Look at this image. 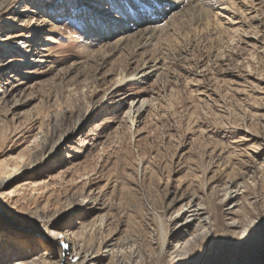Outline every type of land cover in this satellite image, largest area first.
<instances>
[{
    "label": "rangeland",
    "instance_id": "1",
    "mask_svg": "<svg viewBox=\"0 0 264 264\" xmlns=\"http://www.w3.org/2000/svg\"><path fill=\"white\" fill-rule=\"evenodd\" d=\"M213 2L209 20L182 17L121 50L88 40L90 17L110 18L96 0H8L0 42L29 32L0 44V180L15 172L0 188V234L26 242L14 251L80 264L50 236L55 222L120 248L100 264H264V0ZM230 181L241 191L224 200ZM190 202L199 215L170 228Z\"/></svg>",
    "mask_w": 264,
    "mask_h": 264
},
{
    "label": "bare ground",
    "instance_id": "2",
    "mask_svg": "<svg viewBox=\"0 0 264 264\" xmlns=\"http://www.w3.org/2000/svg\"><path fill=\"white\" fill-rule=\"evenodd\" d=\"M99 5L103 4L106 6L105 13H108L107 17H111L113 13L116 14L118 20L111 23H101L98 17H90L88 25L89 37L88 40L91 44L101 45V47L110 48L114 46L115 48H120L124 50L129 45L136 43V45H150L153 40H157L159 36H162L170 26L173 27L176 21L182 17H191L195 18L196 22L202 23L209 20L211 16V9L216 8L213 0H164L165 8L163 11H153L151 9L137 10L133 5H136L140 0H96ZM231 2V1H230ZM233 2V1H232ZM221 5V4H220ZM8 6V0H3L0 4V20L3 21L7 18V11L5 7ZM5 8V9H3ZM47 8V7H46ZM3 9V10H2ZM45 10V9H44ZM214 10V9H213ZM101 11V10H100ZM104 13V14H105ZM194 19V20H195ZM27 22V23H26ZM35 18H31L29 21L21 20L19 28H28L32 29V25L35 24ZM14 23V22H12ZM163 24V25H162ZM179 25V24H178ZM175 30V29H174ZM177 30V29H176ZM1 31V30H0ZM173 32V31H172ZM29 32L20 31L17 33H9L1 40L0 44H12V41L17 39L26 38ZM166 35V34H165ZM110 36H114L116 40L110 42ZM168 36V35H166ZM47 42H50L51 35L47 36ZM165 37V36H164ZM1 47V46H0ZM27 45H25V48ZM113 47V48H114ZM9 51L10 50V47ZM41 51H48L47 48H41ZM88 50L87 52H89ZM38 65L44 64L43 58H39ZM159 60H155L151 65H149L144 70H141L139 76L142 78H147L150 76L153 71L157 72L158 65L160 64ZM136 75L133 76V78ZM119 77V76H118ZM129 78L127 74H120V83L128 81ZM119 83V84H120ZM146 102L142 100L141 102H132L131 109L129 111V119L134 122L136 114H139L145 107ZM21 160V159H19ZM20 164V163H19ZM17 168V167H16ZM15 172L10 174L3 180H0V188L11 181ZM241 191L240 184L235 181H230L226 185L221 193L223 194L224 200H231ZM89 198V197H87ZM200 204L195 202H190L186 207H183L176 213V218H172L169 221V227L176 229L180 226L186 225V228L192 220H195L196 216L199 215ZM37 219L45 221L47 216L42 214H37ZM59 227V226H56ZM185 227V226H184ZM105 229L104 221L101 222L100 226L93 230L92 234L97 235V233H102ZM202 229V228H201ZM53 230V229H52ZM59 231V230H58ZM98 231V232H97ZM162 231V241L163 246L165 239L168 234V229L166 227H161ZM99 233V234H100ZM61 239L63 238L67 241L68 250L63 248V253L68 251L69 256L80 262V264H100L97 261L99 255L102 256V252L109 253L110 256L114 257L120 255L122 252L120 248L116 247L115 250H110L106 242H99L97 246H89L86 243V238L84 234L76 233L73 230H67L65 233L59 231ZM201 234H198L194 239L200 237ZM193 239V240H194ZM25 241H21L19 237L15 236L12 232H3L0 234V250L6 258L10 261V264H50L48 257L44 255L37 256L36 258H31L28 255H21L18 252L12 249V245H25ZM176 247V245H174ZM173 247V248H174ZM121 251V252H120ZM45 256V257H44Z\"/></svg>",
    "mask_w": 264,
    "mask_h": 264
},
{
    "label": "snow or ice",
    "instance_id": "3",
    "mask_svg": "<svg viewBox=\"0 0 264 264\" xmlns=\"http://www.w3.org/2000/svg\"><path fill=\"white\" fill-rule=\"evenodd\" d=\"M133 7H135L137 10L147 11V10L151 9L153 11L159 12V11L164 10L165 3H164V0H140V2L137 3L136 5H133ZM116 20H118V17L116 16L115 13H113L109 19L102 20L101 23H111V22L116 21ZM251 223L256 224L257 227L259 226V224H257L256 221H252ZM261 223H264V220H262ZM55 228H56L55 222H53L51 225H49L50 236L57 238V240H60L61 237H60L59 231L52 230ZM239 235L241 236V238H243L245 233H240ZM63 246L65 248L68 247L67 244H64Z\"/></svg>",
    "mask_w": 264,
    "mask_h": 264
}]
</instances>
